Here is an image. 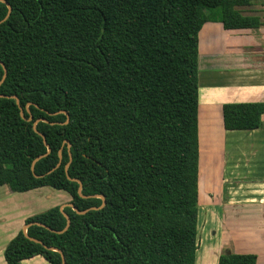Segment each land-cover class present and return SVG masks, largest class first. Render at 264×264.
Wrapping results in <instances>:
<instances>
[{
    "label": "trees",
    "instance_id": "16d2710c",
    "mask_svg": "<svg viewBox=\"0 0 264 264\" xmlns=\"http://www.w3.org/2000/svg\"><path fill=\"white\" fill-rule=\"evenodd\" d=\"M4 1L11 14L0 24V95L16 97L23 118L14 100L0 99V186L50 187L88 210L65 208L62 234L53 233L66 226L60 207L28 218L24 225L51 231L27 229L42 245L19 232L6 264H62L48 249L65 264H195L198 35L209 22L258 29L260 18L245 14L258 1ZM6 14L0 3V22ZM263 114L264 103L223 105L224 130H258ZM69 157L68 177L84 197H104L103 209L91 210L100 199L78 195L65 173ZM256 263L254 255L223 254L217 264Z\"/></svg>",
    "mask_w": 264,
    "mask_h": 264
},
{
    "label": "crops",
    "instance_id": "0c3cea01",
    "mask_svg": "<svg viewBox=\"0 0 264 264\" xmlns=\"http://www.w3.org/2000/svg\"><path fill=\"white\" fill-rule=\"evenodd\" d=\"M257 1L245 14L260 18L258 29L225 31L220 23L209 22L198 35L199 209L206 205L211 210L208 218L214 211L217 224L214 239L208 232L200 242L208 252L204 258L212 260L207 264H217L223 254L254 255L256 264H264V114L255 131H225L222 121L223 105L264 103V0ZM230 162L252 172L240 176L235 166L230 169ZM44 188L50 187L11 194L0 186V264H6L4 251L25 221L39 215L14 216L16 207L28 203L19 195ZM62 201L53 208L69 204L70 197ZM39 259L21 264H41Z\"/></svg>",
    "mask_w": 264,
    "mask_h": 264
},
{
    "label": "rangeland",
    "instance_id": "374dc122",
    "mask_svg": "<svg viewBox=\"0 0 264 264\" xmlns=\"http://www.w3.org/2000/svg\"><path fill=\"white\" fill-rule=\"evenodd\" d=\"M200 65H201V67H203L202 66L203 62L201 63V61H200ZM228 149H230V147ZM231 158L232 157H230V159ZM202 162H203V160H202ZM202 164L203 163H201V166H200L201 170L203 169ZM234 166L237 168V164L232 163V165H231V162H230L229 167L231 170L233 169ZM236 171L242 172L239 174L240 176L246 175V172H252V170L245 168L244 165H242L241 168H237ZM202 180H203V178H202ZM202 180H200L201 185H202ZM35 192L29 193L27 195L26 194L19 195L18 198H21L23 200L26 199L28 201V203L26 205L22 204V206L16 207V209H18V210L15 212L14 216L17 217L19 214H21V215H27V214L28 215H36V214L44 213V212L50 210L51 208H53L55 206V204L59 202L60 199H61V201L64 199L62 201L64 203L66 198H68V195L66 193L55 191V190L50 189V188L40 189V191L37 190V192L36 193ZM33 196L39 197V200L38 199H32ZM211 196L212 195L209 196V199L212 200ZM214 197L216 198V195H214ZM226 197H228V196H226ZM225 200H226V198H225ZM206 201H208L207 198H206ZM37 203H38V205H37ZM202 203H203V201H202ZM206 208H207L206 205L200 204V209H199L198 216H197V218H198V234H197V251H196V256H195V259H196L195 264H207V263H211V261H212L211 259H205L204 258L203 254H207L208 252L206 251L205 248H204L205 249V251H204V249L202 248V245L200 243L202 241V236L207 234L208 232H211L210 238L214 239V236H212V235L215 234L216 228H217V224H214V222H215L214 211L211 212L213 215H211V217L208 218V215H209L211 210L209 211ZM204 237L208 238L207 235H205ZM212 244L217 245V241L216 242L213 241ZM207 248L210 249V245L207 246ZM201 249H202V252H201ZM39 260H40L41 264H48L42 259H39Z\"/></svg>",
    "mask_w": 264,
    "mask_h": 264
},
{
    "label": "water",
    "instance_id": "95a60500",
    "mask_svg": "<svg viewBox=\"0 0 264 264\" xmlns=\"http://www.w3.org/2000/svg\"><path fill=\"white\" fill-rule=\"evenodd\" d=\"M0 3L4 4V5L6 6V8H7V14H6L5 18L0 22V24H2V23H4V22L9 18L10 14H11V7H10V6H9L4 0H0ZM0 66H1V68H2V70H3V76H2V78H1V80H0V86H1V85L3 84L5 78H6L7 71H6L4 65H3L1 62H0ZM0 99H11V100H14V101H15V104L18 106V109H19V112H20V116L23 118V110L20 108V106H19V102H18V99H17L16 97H6V96H3V95H0ZM27 107H28V106H27ZM60 114H64V115L67 117V122L65 123V124H67V123H68V116H67V114L64 113V112H60ZM27 121H28V122H31L32 119L29 118ZM38 122H39V121H37V122H35V123L33 124V130H34V132H35L36 134H38V135L42 138V140H43V142H44V145L47 147V154H49V153H50V150H49L48 146H47L46 143H45L44 136L41 135L40 133H38V132L36 131V129H35V128H36V125H37ZM66 144H67V146L69 147V144H68V143H66ZM59 156H60V158H61V153H59ZM43 157H45V156L38 157L37 159H35V160L33 161L32 166H31V172H32V174H34V166H35V164L37 163V161H39V160H40L41 158H43ZM70 163H71V157H69V162H68V164L65 166V173H66V176H67V178H68L69 180H71V179H70V178L68 177V175H67V170H68V167H69ZM59 165H60V164H58V165L56 166V168H54L53 170H51L50 173H52L55 169H57V168L59 167ZM34 176H35V175H34ZM35 177L38 178L37 176H35ZM71 181H73V182H75V183L78 184V195H79L81 198H84V199H85V198H97V199H100V200H101V202H102L101 206L98 207V208H92L91 210L97 211V210H101V209H103V208L105 207L106 202H105L104 197H102V196L84 197V196L81 194V190H82V184H81V182L78 181V180H71ZM65 208H70V209H71L73 212H75L77 215H84L85 213L88 212V210H87V211L80 212V211H79L77 208H75L72 204H66V205L60 207L59 210H60L61 214L63 215V217H64L65 220H66V226H65V228H64L62 231H60V232H54V231H53V233H56V234H62V233H64V232H66L67 229H68L69 226H70V219H69V217L63 212V210H64ZM32 226L41 227V228H44V229H46V230H48V231H51V230H50L49 228L45 227L44 225L39 224V223H31V224H29V225H25V226H24V228H23V230H22V234L24 235V237H25L27 240H29L30 242L34 243V244L42 245L39 241H37V240H35V239H32V238H30V237L27 235V229H28L29 227H32ZM48 250L59 253L60 256H61L62 264H65L64 256L62 255V253H61L60 251H58V250H56V249H48Z\"/></svg>",
    "mask_w": 264,
    "mask_h": 264
}]
</instances>
